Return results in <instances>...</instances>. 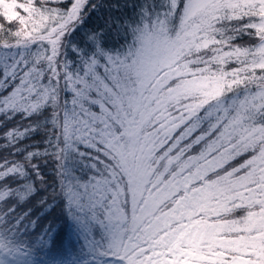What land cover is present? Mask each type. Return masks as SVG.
<instances>
[{
	"label": "snow or ice",
	"instance_id": "snow-or-ice-1",
	"mask_svg": "<svg viewBox=\"0 0 264 264\" xmlns=\"http://www.w3.org/2000/svg\"><path fill=\"white\" fill-rule=\"evenodd\" d=\"M100 7L0 0V264H264V0Z\"/></svg>",
	"mask_w": 264,
	"mask_h": 264
},
{
	"label": "trees",
	"instance_id": "trees-1",
	"mask_svg": "<svg viewBox=\"0 0 264 264\" xmlns=\"http://www.w3.org/2000/svg\"><path fill=\"white\" fill-rule=\"evenodd\" d=\"M93 2H97L102 4V7L98 8L94 12H92L87 19V22L84 26V29H82L81 34L84 31L90 30V29H99L103 28L105 25V21L108 20L110 15L113 16H119L123 12V4L125 3V0H93ZM119 3L121 5V11H113L110 8V5ZM79 38V36L77 37ZM38 140L39 137H36ZM47 175L49 177L52 176L51 171H47ZM51 190H49L48 196L50 198ZM45 194L41 193V197H43ZM40 197L37 198L39 200ZM59 200L55 201L52 205L49 207H42L37 202H33V212L35 213L34 218H38L39 221L43 224H48L49 222L53 221L55 219V222L61 226H64L65 228V238L62 243H59L56 248L49 252L48 255H45L44 253H40V256H42L45 260L50 259L51 256L55 255L57 259H66L68 258V251L71 250L73 254H75L79 247L80 243L75 239H68V228L65 225V221L63 218L56 219L57 217H60V209L56 205H59ZM55 207V211H52V208ZM31 230V229H30Z\"/></svg>",
	"mask_w": 264,
	"mask_h": 264
}]
</instances>
